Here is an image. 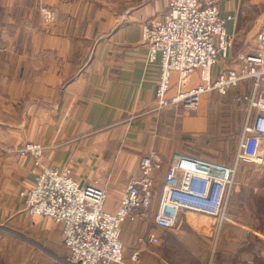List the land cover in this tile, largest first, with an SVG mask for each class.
<instances>
[{
	"label": "crops",
	"instance_id": "obj_1",
	"mask_svg": "<svg viewBox=\"0 0 264 264\" xmlns=\"http://www.w3.org/2000/svg\"><path fill=\"white\" fill-rule=\"evenodd\" d=\"M22 1L0 0V264H67L61 224L25 209L24 193L41 166L69 170L82 187L97 181L107 191L104 209L112 212L128 180L138 175L140 158L150 152L162 162L153 172L152 211L175 155L233 165L237 144L226 149V158L215 153L225 143L215 131L214 108L222 112L221 100L232 103L237 86L223 95L204 93L195 109L155 106L159 67L145 61L141 26L162 18L168 0H43L60 11L57 24L47 29L23 25L34 19L28 0ZM74 6L78 13H69ZM218 6L222 17L231 16L226 29L233 42L213 75L239 68L240 56L255 54L264 26V0H219ZM198 82L195 71L185 86ZM213 97L217 104L209 103ZM28 142L42 147L38 166L31 155L15 151ZM243 164L236 166L228 217L221 223L193 211H182L168 229L153 219L124 221V264H264V173H250L249 184L242 183ZM243 188L262 207L259 214L254 209L240 215ZM151 233L156 244L148 239Z\"/></svg>",
	"mask_w": 264,
	"mask_h": 264
},
{
	"label": "built area",
	"instance_id": "obj_2",
	"mask_svg": "<svg viewBox=\"0 0 264 264\" xmlns=\"http://www.w3.org/2000/svg\"><path fill=\"white\" fill-rule=\"evenodd\" d=\"M218 4L219 0H168L162 18L142 24L141 40L147 48L145 61L158 62L154 97L157 109L178 104L194 109L202 94L215 91L223 95L242 79H253V91L245 96L247 117L233 165L175 155L164 170L159 199L152 212L153 172L162 169L154 152L140 158L138 175L128 180L113 212L104 209L107 191L97 181L82 187L69 170L41 166L34 185L24 193L25 209L61 224L67 264L120 263V227L127 219L152 215L158 226L169 228L176 224L182 211H193L215 217L221 223L226 218L237 164L263 161L260 145L264 139V26L256 36L259 46L255 54L241 56L239 68H225L213 75L214 66L229 56L233 42L226 29L231 16L222 17ZM195 71L198 84L186 88ZM173 85L176 88L171 93ZM15 151L38 159L42 147L28 142ZM35 164L39 165L38 160ZM149 240H156L155 235L150 234Z\"/></svg>",
	"mask_w": 264,
	"mask_h": 264
},
{
	"label": "rangeland",
	"instance_id": "obj_3",
	"mask_svg": "<svg viewBox=\"0 0 264 264\" xmlns=\"http://www.w3.org/2000/svg\"><path fill=\"white\" fill-rule=\"evenodd\" d=\"M22 2H24V0ZM26 6H31L30 9H32V12L30 13V16L34 19V21L31 22V23L30 22H27V23L24 22L23 23V25L24 26L26 25L28 28L31 27V28H34V29H36V28H38V29H47V28H51L52 26H55L57 24V22L59 21L58 14H60V11H58L57 7L55 5H53V3H50V2L44 3L43 0H28V4ZM85 6L86 7H83V10L80 11V14H81L80 16H83L84 17V21H85V19H86L85 17H87V15H85L83 12H86L87 13L89 11V7H88L89 4L87 2H85ZM78 8L79 7H77V6L72 7V10L69 13H71L72 11H76L78 13ZM252 82H253V79L252 78L242 79L236 85L237 87L235 86L236 87L235 91H233V93H234L233 96L235 95L234 98H233L234 101L232 103H229V102H226L224 100H221V102H222L221 105H223L222 112L220 111V109L217 110V107L214 108L215 112L217 113L215 117H216L217 125H218L215 128V131H220V136L218 138H221V135H223L222 136L223 137L222 139H223V142L225 143V148L223 150H218V148L215 150L216 151L215 153L217 155L219 154L221 157L226 158L225 155H227V154H224V152L226 151V149L229 150L231 147L234 148V146L236 144L238 145L239 138H240V135L242 133L243 126H244V124L246 122V117H247V104H248V100H247V98H245V96H250L251 95V93L253 91V84H252ZM262 88L264 90L263 84H262ZM201 96L199 98V101L201 99ZM207 102H209V100ZM217 102H219L218 101V98H216V97L214 98L213 97V98L210 99V102L209 103L210 104L211 103L217 104ZM214 136L217 137V133H215ZM218 141L221 142V139H215V143L218 144ZM31 143H34V142H31ZM192 143L196 145V142H192ZM34 144H37V143H34ZM261 144L264 146V139L262 140ZM37 145H39V144H37ZM237 145H236V147H237ZM39 146L41 147V145H39ZM0 147H2V146H0ZM20 147H18V148H20ZM197 149H200V148H197ZM6 150H8V149H6ZM150 153H152V152H150ZM260 153L263 156V161L260 162V163H258V164H255V165H257L256 167L251 168V166H250L251 164H249V163H246V164L241 165L242 166V169L239 170V174L241 173L240 175H241V182L242 183L249 184V174L250 173H252V174L264 173V154L262 153V149H260ZM40 157L38 159L35 158V157H33L34 162H36V160H38V164H39ZM197 158H200V157H197ZM201 159H203V158H201ZM204 160H206V159H204ZM207 161H209V160H207ZM215 163H218V162H215ZM219 164H223V163L222 162H219ZM223 165H226V164H223ZM36 166H38V165H36ZM226 166H231V165H226ZM166 167H165V169H166ZM34 182H35V180H34ZM232 193H233V187H232V190H231L230 195ZM238 195H239V198L238 199H240L241 200L240 203H242L241 204V207L239 208L240 209L239 212H240V215L241 216H245V217L247 216L248 217L249 212L250 211L253 212L254 209L259 214L258 209H262V207L259 206V208H258V205L257 206L255 205L256 202H257V200H255V199H254L253 204H252V201L249 198V191H248V189H244L243 188L241 191H239V194ZM24 202H25V195H24ZM150 208H151V205H150ZM251 208H253V210ZM150 211L152 212V209H150ZM35 215H37V214H35ZM40 216H43V215H40ZM227 217L223 221H225L227 219ZM180 219H179V221H180ZM127 220H129V219H127ZM151 220H152V215H150V216H148L146 218H140L137 221H151ZM129 221H136V220H129ZM215 221L217 223L219 222L217 218H215ZM169 228H171V227H169ZM120 229H121V227H120ZM149 236H150V234H149ZM215 236H217V235H215ZM155 237H156V240H149V241H151L152 243L156 244L159 239H158V237L156 235H155ZM119 239H120V237H119ZM148 239H149V237H148ZM214 245H215V243H214ZM153 250H154V252H157V251H155V249H153ZM122 254H123V252H122ZM67 256H68V251H67ZM65 261H66V259H65ZM124 263L125 262H124V259H123L120 263H112V264H124ZM34 264H40V263H34Z\"/></svg>",
	"mask_w": 264,
	"mask_h": 264
}]
</instances>
